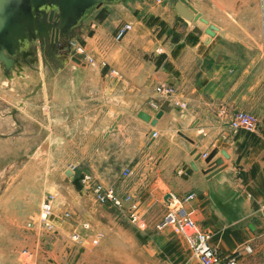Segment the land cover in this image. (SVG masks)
Returning a JSON list of instances; mask_svg holds the SVG:
<instances>
[{"label":"crops","instance_id":"0c3cea01","mask_svg":"<svg viewBox=\"0 0 264 264\" xmlns=\"http://www.w3.org/2000/svg\"><path fill=\"white\" fill-rule=\"evenodd\" d=\"M199 1L190 3L218 27L213 36L206 33L207 24L184 18L171 0H122L94 8L78 27L89 53L74 62L95 67L88 104L84 108L80 97L72 99L61 120L68 130L58 148L61 158L85 161L81 170L94 181L121 196L132 195L147 222L143 238L157 261L153 264H200L183 234L168 226L156 230L168 212L169 195L182 202L198 228L212 232L211 243L221 245L224 254L237 252L245 237L263 235L264 9H221L219 21L200 9ZM126 23L132 28L117 40ZM114 52L117 57L111 58ZM68 64L59 68L61 82L67 77L74 81L77 68L68 71ZM162 84L175 87L176 95H160L156 87ZM141 110L152 117L159 110L163 114L152 125L138 117ZM240 111L257 116L255 132L230 128V119ZM152 130L159 132L155 139L149 136ZM201 134L206 137H192ZM217 144L224 145L214 157L223 158V168L204 173L210 164L202 154ZM125 168L132 173L124 177ZM79 169L70 165L62 171L69 189L78 193ZM157 205L161 209L154 214ZM237 256L238 264H264V248L240 250Z\"/></svg>","mask_w":264,"mask_h":264},{"label":"rangeland","instance_id":"374dc122","mask_svg":"<svg viewBox=\"0 0 264 264\" xmlns=\"http://www.w3.org/2000/svg\"><path fill=\"white\" fill-rule=\"evenodd\" d=\"M173 1L176 8L179 0H171L172 4ZM199 7L220 21L221 9H264V0H200ZM122 38L116 34L117 40ZM71 42L67 70L77 68L73 69L74 81L67 77L61 82L59 67L46 57L48 63L43 62L39 49L38 61L24 66L23 75L14 71L13 79H8L0 70V264H153L157 261L143 238L147 222L142 212L139 211L144 225L132 222L125 209L104 210L95 202L92 190L81 182L82 192L70 190L69 180L62 172L65 166L77 165L80 173L86 166L82 160L61 158L60 144L68 132L61 127V120L65 107L70 110L72 99L80 97L81 107H87L90 74L96 73L90 64H74L73 57L82 59L89 53L78 28ZM115 57L116 52L111 55ZM210 139L215 141L213 135ZM221 147L224 145L215 146ZM85 173H80V180ZM50 195L54 196V228L47 230L36 221L28 227ZM160 209L157 205L154 214ZM65 212L70 217L66 218ZM86 223L89 228L84 227ZM167 226L182 235L175 224ZM75 232L79 234L77 239L73 238ZM260 233L263 235L259 238L245 237L236 251L264 248V222ZM98 234L101 237L94 243ZM215 246L222 250L221 245Z\"/></svg>","mask_w":264,"mask_h":264},{"label":"water","instance_id":"95a60500","mask_svg":"<svg viewBox=\"0 0 264 264\" xmlns=\"http://www.w3.org/2000/svg\"><path fill=\"white\" fill-rule=\"evenodd\" d=\"M119 1L122 0H0V70L8 79L14 77L12 69L17 75H23L21 71L24 66H33L38 61V48L42 53L43 62L47 63V59L57 65L56 67H64L66 58L58 59L56 56V45L61 42H53L51 35H56L57 39H65L64 44L69 47L74 28L79 27L94 8L104 3ZM176 9L187 20L204 22L208 25L206 33L215 35L218 27L197 12L190 0L177 1ZM73 60L81 62L77 57H73ZM162 114L163 110H159L155 117H152L141 110L138 117L155 125ZM218 152L219 149L215 148L205 158L210 168L203 170L204 173L212 174L223 168V158H214ZM220 152L225 158H229L225 149ZM199 157L200 154L197 155V158ZM192 167L198 169L194 162ZM66 174L72 175V170L68 169Z\"/></svg>","mask_w":264,"mask_h":264},{"label":"built area","instance_id":"2783aa9c","mask_svg":"<svg viewBox=\"0 0 264 264\" xmlns=\"http://www.w3.org/2000/svg\"><path fill=\"white\" fill-rule=\"evenodd\" d=\"M132 28L131 23L124 24L117 33V38H122L126 33ZM79 50H83L79 48ZM89 62L93 64L94 60L89 59ZM156 91L165 98H170L176 95V88L171 85L162 84L156 87ZM152 105L158 108L156 102H152ZM180 106L185 109L186 102H181ZM258 118L256 115L250 112H237L232 116L229 121L230 128L234 132L243 131L246 133H253L258 128ZM150 138L155 139L159 136L157 130L151 131L149 134ZM203 158L208 156L205 152L202 154ZM132 173L130 168H125L122 175L128 176ZM83 187L91 189L95 200L101 204L106 205L111 208H117L119 210H127L129 217L132 222L144 225L142 221V215L139 212L138 206L131 202L132 195L127 194L126 196L119 195L114 187L105 185L102 182H96L92 179L91 174L85 173L81 179ZM193 194L186 197L187 199L192 198ZM168 212L166 216L157 224L158 229H162L170 224H175L177 229L185 236L186 242L193 252V254L198 258L200 264H238V252H233L231 254H224L216 246L211 243L212 232L208 230H203L197 227L195 220L187 212L186 208L182 205L177 198L169 195L166 198ZM127 206V207H126ZM54 209V196L50 195L42 204L41 209L38 213L36 220L28 222V227L33 226V224L38 222L47 230L54 228L55 224L52 221ZM64 216L66 218L70 217L69 212H65ZM85 228H89V224H84ZM79 237L78 233H74L73 238L77 239ZM101 234H98L94 238L93 242L97 243Z\"/></svg>","mask_w":264,"mask_h":264},{"label":"flooded vegetation","instance_id":"af4514ba","mask_svg":"<svg viewBox=\"0 0 264 264\" xmlns=\"http://www.w3.org/2000/svg\"><path fill=\"white\" fill-rule=\"evenodd\" d=\"M77 28L78 27H76V28H74V32H73V34L71 35V38H70V40H69V43H70V46L68 47L66 44H64V41H65V39H61L60 37H58V39H57V37H56V35H54V36H52L51 35V40L53 41V42H56V43H58V42H61V44L60 43H58L56 46V56L58 57V59H60V58H62V57H65L66 58V60H68V58L69 57H71V46H72V42H71V40H72V38H73V36L75 35V32H76V30H77ZM61 45V46H60ZM48 61V60H47ZM49 62V61H48ZM47 62V63H48ZM53 64V63H52ZM54 66H57V65H55V64H53Z\"/></svg>","mask_w":264,"mask_h":264},{"label":"bare ground","instance_id":"6f19581e","mask_svg":"<svg viewBox=\"0 0 264 264\" xmlns=\"http://www.w3.org/2000/svg\"><path fill=\"white\" fill-rule=\"evenodd\" d=\"M39 49V48H38ZM40 50V49H39ZM41 52V51H40ZM41 55H42V53H41ZM43 57V56H42ZM46 57V56H45ZM47 58V57H46ZM74 61V60H73ZM13 71H15L14 69H12V71L11 72H13ZM152 131H154V130H152Z\"/></svg>","mask_w":264,"mask_h":264}]
</instances>
